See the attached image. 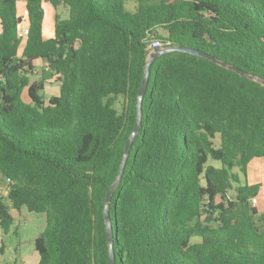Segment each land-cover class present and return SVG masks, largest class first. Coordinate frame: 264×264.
Returning a JSON list of instances; mask_svg holds the SVG:
<instances>
[{
    "label": "trees",
    "instance_id": "obj_1",
    "mask_svg": "<svg viewBox=\"0 0 264 264\" xmlns=\"http://www.w3.org/2000/svg\"><path fill=\"white\" fill-rule=\"evenodd\" d=\"M26 9L18 55L16 0H0L7 198L44 214L38 264H108L104 199L136 123L149 40L264 80V0H26ZM38 61L57 95H44L43 78L30 82ZM140 116L108 204L115 264H264V211L251 203L259 184L246 180L247 164L264 157V85L167 51L149 65ZM11 225L0 192L3 233Z\"/></svg>",
    "mask_w": 264,
    "mask_h": 264
},
{
    "label": "rangeland",
    "instance_id": "obj_2",
    "mask_svg": "<svg viewBox=\"0 0 264 264\" xmlns=\"http://www.w3.org/2000/svg\"><path fill=\"white\" fill-rule=\"evenodd\" d=\"M58 11L62 18H66L68 16V11L66 7L60 6ZM21 22H23V19L19 21V23ZM23 46H24V40H21V43L18 49L19 55L22 53ZM40 78H43L45 82L44 91H43L44 95L46 97L52 96L54 91H56L58 87L56 80L48 81L51 78V76L49 73H45L43 70L37 71L36 75L35 74L30 75V79L37 80ZM22 97L25 101H28L27 93L23 92ZM116 105L118 108H121L122 106L121 98H118ZM211 162L217 167L221 165L220 161H217V160H211ZM240 177H241V180L245 179L244 175L242 174H240ZM246 180L249 183L259 184V191L256 196V198L258 199V203L257 205H255V207L257 209V212L260 214L264 211V157L254 158L247 164ZM6 187H7L6 181L4 180L2 176H0V189L3 190ZM231 193L232 192L230 191L229 194ZM27 214H28V217L21 218V221L18 222L17 239L21 240V244L23 245V248H27L29 246L28 242L31 241V237L41 232L43 228L45 227L44 214L33 213V212H28Z\"/></svg>",
    "mask_w": 264,
    "mask_h": 264
},
{
    "label": "crops",
    "instance_id": "obj_3",
    "mask_svg": "<svg viewBox=\"0 0 264 264\" xmlns=\"http://www.w3.org/2000/svg\"><path fill=\"white\" fill-rule=\"evenodd\" d=\"M24 9H26V0H16L17 16H20L23 19V22L21 23L18 22L19 23L18 29L21 28L28 30V16L23 15L22 13ZM23 40L25 44L26 38H24ZM17 54H18V50H17ZM37 64L39 67L37 66L36 73L37 71L41 70L42 67L40 66H43V62L38 61ZM34 80L36 79H30V82ZM50 80L54 81L56 79L51 76V78L48 81ZM56 82L58 84V87L56 91H54L53 95H57L59 93V82L57 80ZM23 92L26 93V90H23ZM0 192L4 196V202L7 205L9 213L12 217V225L8 232L3 233L0 227V264H38L39 255L34 247V239L40 232L31 237V241L28 242L29 246L27 248H23V245L21 244V240L17 239L18 222L21 221V218L28 217L27 214L28 211L27 210L25 211L26 209L25 207H21L19 210H16L11 206L9 199L7 198V192H8L7 187L3 190L0 189ZM256 200H257L256 202L257 205L258 199L256 198Z\"/></svg>",
    "mask_w": 264,
    "mask_h": 264
},
{
    "label": "water",
    "instance_id": "obj_4",
    "mask_svg": "<svg viewBox=\"0 0 264 264\" xmlns=\"http://www.w3.org/2000/svg\"><path fill=\"white\" fill-rule=\"evenodd\" d=\"M21 19H22V17H20V16L17 17L18 22ZM173 50L187 52V53H190V54H193L196 56H200V57L212 60L215 63H217L223 67L229 68V69L237 72L241 76H245L249 79L255 80V81L259 82L260 84L264 85V80H262L258 77L252 76L250 74H247V73L239 70L238 68H236L232 65H228L222 61H219V60H217L211 56L206 55L202 51L194 49V48L184 47V46H169V47H165V48L155 47L149 51L148 57L146 59L145 65H144V74H143V77L141 80V85H140L138 93H137V119H136V123L133 127V130L129 134V137H128L126 143H125L124 152H123V156H122V160H121V164H120L118 173H117L116 177L114 178V180L111 182L110 186L108 187L106 194H105V199H104L103 215H104V220H105L107 245H108V264H115V254H114V250H113V227H112L111 219L109 216L108 204H109L111 194L114 190V187H115L116 183L119 181L120 176L122 174L124 163H125V158H126V155L129 151V148L131 146V141H132L134 135L137 133V131L139 130V127H140V123H141V116H140L141 102H142V96H143V94L146 90L147 84H148L149 65H150V63L154 57H156V56H158L164 52L173 51Z\"/></svg>",
    "mask_w": 264,
    "mask_h": 264
},
{
    "label": "built area",
    "instance_id": "obj_5",
    "mask_svg": "<svg viewBox=\"0 0 264 264\" xmlns=\"http://www.w3.org/2000/svg\"><path fill=\"white\" fill-rule=\"evenodd\" d=\"M24 15L27 16V9H24L22 12ZM26 33H27V29H18V36L21 38V40H23L24 38H26ZM159 46V42L157 39H150L149 43H148V48L151 50L152 48L158 47ZM43 69L47 70V67L45 65H43ZM256 197H252L251 198V203L252 205H256Z\"/></svg>",
    "mask_w": 264,
    "mask_h": 264
}]
</instances>
